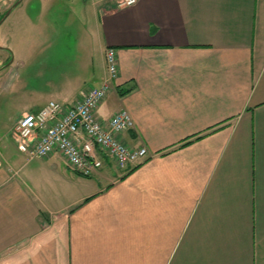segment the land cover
Masks as SVG:
<instances>
[{
  "label": "crops",
  "instance_id": "0c3cea01",
  "mask_svg": "<svg viewBox=\"0 0 264 264\" xmlns=\"http://www.w3.org/2000/svg\"><path fill=\"white\" fill-rule=\"evenodd\" d=\"M115 2L0 0L18 118L100 86L112 48L97 114L148 152L83 177L0 147V264H264V0Z\"/></svg>",
  "mask_w": 264,
  "mask_h": 264
},
{
  "label": "built area",
  "instance_id": "2783aa9c",
  "mask_svg": "<svg viewBox=\"0 0 264 264\" xmlns=\"http://www.w3.org/2000/svg\"><path fill=\"white\" fill-rule=\"evenodd\" d=\"M137 0H116L117 7L132 6ZM106 75L98 87H90L70 105L49 101L36 112L23 113L14 123L12 138L28 159L61 154L67 168L90 177L102 167V158L127 171L144 161L145 146L129 147L121 134L133 128L129 112L120 109L108 118L97 110L118 79L115 51L104 52Z\"/></svg>",
  "mask_w": 264,
  "mask_h": 264
},
{
  "label": "rangeland",
  "instance_id": "374dc122",
  "mask_svg": "<svg viewBox=\"0 0 264 264\" xmlns=\"http://www.w3.org/2000/svg\"><path fill=\"white\" fill-rule=\"evenodd\" d=\"M60 4H64L67 0H58ZM87 3L96 2L98 0H86ZM84 9V7H81ZM3 17V16H2ZM0 17V20L1 18ZM7 20V19H6ZM5 22L0 27V32L6 34V29L9 26ZM17 70H7L5 68L0 71V147L15 146V141L12 138V129L15 120L23 111L22 105L24 104V95L21 91H16L11 83H18L20 76L17 78ZM36 112L37 110H27L26 112Z\"/></svg>",
  "mask_w": 264,
  "mask_h": 264
},
{
  "label": "water",
  "instance_id": "95a60500",
  "mask_svg": "<svg viewBox=\"0 0 264 264\" xmlns=\"http://www.w3.org/2000/svg\"><path fill=\"white\" fill-rule=\"evenodd\" d=\"M18 1L15 2V4H13V6L17 5ZM10 12V9L6 11V13L4 14V16L2 17V19L0 20V22L3 20V18Z\"/></svg>",
  "mask_w": 264,
  "mask_h": 264
},
{
  "label": "trees",
  "instance_id": "16d2710c",
  "mask_svg": "<svg viewBox=\"0 0 264 264\" xmlns=\"http://www.w3.org/2000/svg\"><path fill=\"white\" fill-rule=\"evenodd\" d=\"M2 16H3V14H2ZM2 16H1V17H2ZM127 91H128V90H125V91H122V90H121V91H120V94L123 95V94H124L125 92H127Z\"/></svg>",
  "mask_w": 264,
  "mask_h": 264
}]
</instances>
